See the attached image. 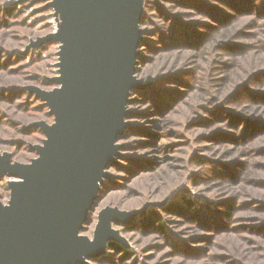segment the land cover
<instances>
[{
    "label": "rangeland",
    "instance_id": "rangeland-1",
    "mask_svg": "<svg viewBox=\"0 0 264 264\" xmlns=\"http://www.w3.org/2000/svg\"><path fill=\"white\" fill-rule=\"evenodd\" d=\"M21 1L0 0L4 205L21 179L2 172V160L39 158L47 140L39 123L56 124L42 94L65 87L55 0ZM143 6L140 84L130 89L116 154L79 232L93 242L101 215L116 209L122 216L109 228L119 239L78 264H264V0ZM152 212L164 231L146 227Z\"/></svg>",
    "mask_w": 264,
    "mask_h": 264
},
{
    "label": "water",
    "instance_id": "water-1",
    "mask_svg": "<svg viewBox=\"0 0 264 264\" xmlns=\"http://www.w3.org/2000/svg\"><path fill=\"white\" fill-rule=\"evenodd\" d=\"M64 43V74L43 93L56 124L40 122L47 136L32 165L3 159L1 171L21 180L8 205L0 201V264H78L100 253L109 228L122 216L101 215L93 242L80 236L95 204L99 183L116 154L135 78L143 0H55Z\"/></svg>",
    "mask_w": 264,
    "mask_h": 264
},
{
    "label": "trees",
    "instance_id": "trees-1",
    "mask_svg": "<svg viewBox=\"0 0 264 264\" xmlns=\"http://www.w3.org/2000/svg\"><path fill=\"white\" fill-rule=\"evenodd\" d=\"M21 3H25V0H22ZM6 12L12 14V15H15L16 13V9L14 10V8H10V9H7ZM15 12V13H14ZM2 97L4 96V93L2 92L1 93ZM200 163H203L202 161H200ZM187 203L189 205H191L192 203L191 202H188ZM171 211H174L177 212V213H181V210L179 209V207H175L174 209H170ZM233 209L232 207H229V211L231 212ZM145 225L146 227H149V226H152V227H159V229L161 230H165V225L164 223L162 222V219L159 217L158 214H155V213H151L149 214L147 217H146V220H145ZM262 233L264 234V229L262 230ZM109 248L113 251H121V252H124L125 249L123 248V246L120 244V243H117V242H111L110 245H109ZM128 254H126L127 256ZM129 256V255H128ZM127 256V257H128Z\"/></svg>",
    "mask_w": 264,
    "mask_h": 264
}]
</instances>
